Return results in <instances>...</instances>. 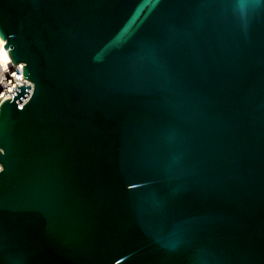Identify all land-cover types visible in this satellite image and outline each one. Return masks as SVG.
<instances>
[{
    "label": "water",
    "instance_id": "water-1",
    "mask_svg": "<svg viewBox=\"0 0 264 264\" xmlns=\"http://www.w3.org/2000/svg\"><path fill=\"white\" fill-rule=\"evenodd\" d=\"M0 43V264H264V0H0Z\"/></svg>",
    "mask_w": 264,
    "mask_h": 264
},
{
    "label": "built area",
    "instance_id": "built-area-1",
    "mask_svg": "<svg viewBox=\"0 0 264 264\" xmlns=\"http://www.w3.org/2000/svg\"><path fill=\"white\" fill-rule=\"evenodd\" d=\"M23 66L24 63L21 62L13 65L0 43V107L5 101L13 100L12 93L16 91L17 86H30L28 96L17 105L18 109H21L29 100L32 93V83L23 77Z\"/></svg>",
    "mask_w": 264,
    "mask_h": 264
},
{
    "label": "snow or ice",
    "instance_id": "snow-or-ice-1",
    "mask_svg": "<svg viewBox=\"0 0 264 264\" xmlns=\"http://www.w3.org/2000/svg\"><path fill=\"white\" fill-rule=\"evenodd\" d=\"M0 151H3V149H0ZM0 169H2V167H0Z\"/></svg>",
    "mask_w": 264,
    "mask_h": 264
},
{
    "label": "clouds",
    "instance_id": "clouds-1",
    "mask_svg": "<svg viewBox=\"0 0 264 264\" xmlns=\"http://www.w3.org/2000/svg\"><path fill=\"white\" fill-rule=\"evenodd\" d=\"M3 171V168L2 169H0V172H2Z\"/></svg>",
    "mask_w": 264,
    "mask_h": 264
},
{
    "label": "bare ground",
    "instance_id": "bare-ground-1",
    "mask_svg": "<svg viewBox=\"0 0 264 264\" xmlns=\"http://www.w3.org/2000/svg\"><path fill=\"white\" fill-rule=\"evenodd\" d=\"M22 109V108H21Z\"/></svg>",
    "mask_w": 264,
    "mask_h": 264
}]
</instances>
